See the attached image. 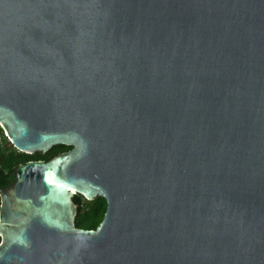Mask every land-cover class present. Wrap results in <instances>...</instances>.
I'll return each mask as SVG.
<instances>
[{
  "label": "water",
  "instance_id": "obj_1",
  "mask_svg": "<svg viewBox=\"0 0 264 264\" xmlns=\"http://www.w3.org/2000/svg\"><path fill=\"white\" fill-rule=\"evenodd\" d=\"M0 128L70 147L0 189V264H264V0H0Z\"/></svg>",
  "mask_w": 264,
  "mask_h": 264
},
{
  "label": "trees",
  "instance_id": "obj_2",
  "mask_svg": "<svg viewBox=\"0 0 264 264\" xmlns=\"http://www.w3.org/2000/svg\"><path fill=\"white\" fill-rule=\"evenodd\" d=\"M64 145L53 146L46 153L28 155L17 151L9 143L0 128V189L5 188L13 180V170L20 164L28 161H47L51 157L69 150ZM77 205L75 227L85 230H94L103 218L106 209V201L97 197L91 201L85 200L80 195L73 198Z\"/></svg>",
  "mask_w": 264,
  "mask_h": 264
}]
</instances>
